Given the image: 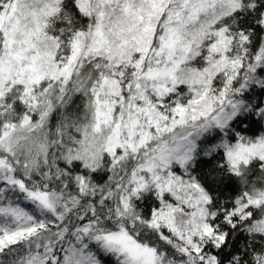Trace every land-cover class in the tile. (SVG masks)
Returning <instances> with one entry per match:
<instances>
[{
  "label": "snow or ice",
  "instance_id": "6c2138e0",
  "mask_svg": "<svg viewBox=\"0 0 264 264\" xmlns=\"http://www.w3.org/2000/svg\"><path fill=\"white\" fill-rule=\"evenodd\" d=\"M0 264H264V0H0Z\"/></svg>",
  "mask_w": 264,
  "mask_h": 264
}]
</instances>
